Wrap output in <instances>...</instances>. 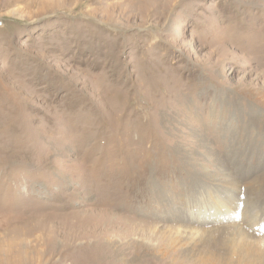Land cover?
<instances>
[{
	"label": "rangeland",
	"instance_id": "374dc122",
	"mask_svg": "<svg viewBox=\"0 0 264 264\" xmlns=\"http://www.w3.org/2000/svg\"><path fill=\"white\" fill-rule=\"evenodd\" d=\"M0 22V264H264V0Z\"/></svg>",
	"mask_w": 264,
	"mask_h": 264
},
{
	"label": "built area",
	"instance_id": "2783aa9c",
	"mask_svg": "<svg viewBox=\"0 0 264 264\" xmlns=\"http://www.w3.org/2000/svg\"><path fill=\"white\" fill-rule=\"evenodd\" d=\"M0 26H1V22H0Z\"/></svg>",
	"mask_w": 264,
	"mask_h": 264
},
{
	"label": "bare ground",
	"instance_id": "6f19581e",
	"mask_svg": "<svg viewBox=\"0 0 264 264\" xmlns=\"http://www.w3.org/2000/svg\"><path fill=\"white\" fill-rule=\"evenodd\" d=\"M37 248V247H36ZM34 253V252H33Z\"/></svg>",
	"mask_w": 264,
	"mask_h": 264
}]
</instances>
